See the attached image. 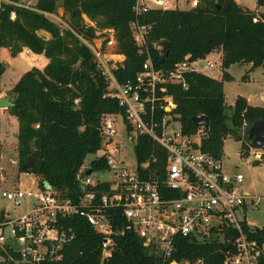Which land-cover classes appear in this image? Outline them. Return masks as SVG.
Returning <instances> with one entry per match:
<instances>
[{
  "label": "trees",
  "instance_id": "trees-1",
  "mask_svg": "<svg viewBox=\"0 0 264 264\" xmlns=\"http://www.w3.org/2000/svg\"><path fill=\"white\" fill-rule=\"evenodd\" d=\"M136 0H36L26 5L20 0L3 2L0 10V46L13 55L24 47L49 58L40 68L26 70L10 89L15 105L8 108L18 119L17 152L19 172H32L39 182L47 183L62 197L79 200L83 186L79 173L89 154H97L103 137L102 116L120 114L126 122L125 108L119 99L108 93L109 77L95 61L92 48L85 39L96 36L97 27H113L118 51L125 58L113 67L117 80L123 84L135 79L148 57L135 38V26L146 25V45L156 66L170 69L190 54L194 60L207 56L214 49L222 50V76L215 77L201 70L185 72L187 84L165 83L163 94L176 102L172 116L180 122L182 132L192 135L201 125L193 117L207 115L210 125L203 128L201 148L215 157H222L225 140L232 136L242 143L241 154L256 147L248 137L249 127L264 121V106L251 104L239 95L233 105L225 97L224 80L231 79L227 69L232 63H251L245 76L257 66L264 67V10L252 9L237 0H199L188 7L151 6L137 11ZM264 4V0H258ZM63 6L68 25L54 20L48 13H57ZM12 11L15 16L12 17ZM84 15L96 22H86ZM51 33L45 38L38 32ZM164 58V60H162ZM5 69L0 64L1 75ZM1 93V86H0ZM232 113H227V108ZM167 112L158 108L159 121ZM129 132L132 131L127 126ZM138 162L159 158L161 169L167 159L166 149L148 135H138L134 146ZM33 158L34 164H24ZM262 158L256 159L259 163ZM42 162L39 169L35 163ZM87 171L107 170L106 158L98 155L86 166ZM108 183L98 184L106 189ZM115 230L125 225L120 209H106ZM116 212V213H115ZM75 237L65 245L62 260L52 264H161L160 258L144 246L134 232L114 233L112 255L103 260V236L88 219L75 214L65 219ZM251 238L264 243V228L244 224ZM229 236L236 232L229 231ZM173 257L180 262L204 258L208 264H223L231 242L215 238L199 241L179 235ZM257 264H264V255Z\"/></svg>",
  "mask_w": 264,
  "mask_h": 264
},
{
  "label": "built area",
  "instance_id": "built-area-1",
  "mask_svg": "<svg viewBox=\"0 0 264 264\" xmlns=\"http://www.w3.org/2000/svg\"><path fill=\"white\" fill-rule=\"evenodd\" d=\"M7 1L0 0V10ZM189 2L192 7L199 0ZM175 3L176 0H136L135 8L141 11L151 6L175 7ZM11 16H15L14 11ZM104 30L107 31L104 39L93 37L85 42L92 48L97 66L108 75V93L117 97L125 108L126 122L123 120L132 131L127 130L120 136L117 120L121 115L102 116L103 142L96 155L106 158L108 169L105 171L110 177L95 180L92 172L83 166L78 175L83 193L77 201L62 197L51 187H43L41 182L35 189L32 186L27 190L4 189L2 196L16 206H21L24 200L29 203L28 209L19 216L13 217L4 211V219L0 217V263L52 264L62 260L65 245L75 237L74 230L64 221L79 214L103 236V260L112 255L114 233L124 235L131 231L160 258L161 264H208L204 258L184 262L174 258L179 235L199 241L218 238L231 242L223 264H257L264 255V243L248 236L244 224L256 226L246 215L250 204L259 206L260 198L244 192L241 172L227 171L222 158L202 150L204 126L192 135L182 132L180 122L171 114L176 102L163 94L165 83L182 82L186 86V71H204L199 65L209 67L215 62L208 55L190 60L187 54L173 68L158 67L146 45L147 26L136 25L135 38L148 57L135 79L121 84L113 72L118 61L109 66L103 50L104 46L116 45L115 29ZM158 108L167 112L161 121L155 118ZM175 123L180 129L174 128ZM138 135H148L166 149L163 169L157 156L140 163L135 154V165L127 164L122 154L123 139L134 148ZM262 154L263 149L261 158ZM104 182L108 186L101 190L98 184ZM106 209L117 213L120 209L125 218L124 227L115 230ZM230 230L236 232L235 237L228 235Z\"/></svg>",
  "mask_w": 264,
  "mask_h": 264
},
{
  "label": "rangeland",
  "instance_id": "rangeland-1",
  "mask_svg": "<svg viewBox=\"0 0 264 264\" xmlns=\"http://www.w3.org/2000/svg\"><path fill=\"white\" fill-rule=\"evenodd\" d=\"M175 1V0H174ZM21 3L30 5L35 4V0H20ZM247 3L253 2L246 0ZM253 4L257 6L256 1ZM179 7H188L189 0H176L175 3ZM264 10V4L260 7ZM56 19L57 16H54ZM67 20V16H65ZM86 22L96 25L92 19L85 18ZM64 25H66L62 20ZM106 27H97L95 39H104L107 36ZM115 34V33H114ZM116 36V35H115ZM105 59L107 64L112 66L113 62L120 61L125 58L123 53H118L117 38L116 45L104 46ZM118 51V52H117ZM219 49H214L208 54L215 64L209 67L199 65L204 72L215 77L222 76V54ZM115 53V55H114ZM45 53L29 52L27 47H24L19 53L13 55L8 47L0 46V64L5 65V69L1 75V87H12L22 76V74L33 66L43 68L47 63ZM250 63L235 62L227 69L232 74L231 79L224 80V90L226 102L228 105H233L239 95L245 96L253 104H264V67L257 66L250 70V75L245 76L246 71L250 68ZM3 109V108H0ZM227 113L231 114L232 109L227 108ZM117 127L120 136H123L126 131V125L123 118L120 116L117 120ZM19 124L17 117L10 111L0 113V145L6 147L7 153L4 155L0 151V215L2 211L7 212L10 216L16 217L21 215L28 209V201L24 200L21 206H16L13 201L2 196L4 189H15L19 187L22 190H27L31 186L35 189L38 186V177L32 172H19L18 170V152H17V136ZM174 128L180 129V125L175 123ZM119 136V137H120ZM122 137H120L121 139ZM125 143L122 148L123 157L127 159L128 165H135V152L133 144L123 139ZM242 143L240 140L229 136L223 146L222 162L225 169L228 171H238L244 175V180L241 187L249 192L252 197L260 198L258 207H252L251 204L247 210V220L253 224L264 228V161L256 163L255 160L261 158V148L251 147L247 155L241 154ZM1 148V146H0ZM1 150V149H0ZM95 154H89L85 159V166H90L91 161L95 158ZM260 160V159H259ZM95 180L109 178L110 173L105 170H95L92 172Z\"/></svg>",
  "mask_w": 264,
  "mask_h": 264
},
{
  "label": "water",
  "instance_id": "water-1",
  "mask_svg": "<svg viewBox=\"0 0 264 264\" xmlns=\"http://www.w3.org/2000/svg\"><path fill=\"white\" fill-rule=\"evenodd\" d=\"M162 60H164V58H162ZM14 105L15 103L11 99L10 96L0 97V108H10V107H13ZM193 120L197 125H201L204 127H208L210 125V118L207 115L194 116ZM248 137L251 139V141L256 147L264 150V121L263 120H257L254 124H252L249 127ZM33 164H34V161H33V158L31 157L24 164V166L31 167ZM42 165H43L42 162L35 163V166H37L39 169L42 168ZM42 186L50 188V186L45 182L42 183ZM1 219H4V211H2Z\"/></svg>",
  "mask_w": 264,
  "mask_h": 264
},
{
  "label": "crops",
  "instance_id": "crops-1",
  "mask_svg": "<svg viewBox=\"0 0 264 264\" xmlns=\"http://www.w3.org/2000/svg\"><path fill=\"white\" fill-rule=\"evenodd\" d=\"M240 4H242V5H245V6H248V7H250V8H252V9H256V10H260V11H262L261 9H260V7H261V5H259V4H256L257 6H254L253 4H250V3H255L254 1H256V3H258V0H249V1H253V2H250V3H247L246 2V0H237ZM35 2H36V0H35ZM26 5H30L29 3H27ZM54 20H57V21H59V20H62L66 25H68V22H67V20L65 19V15H64V8H63V6H60L59 8H58V12L57 13H48ZM58 15V18L59 19H56L54 16H57ZM84 17L85 18H88L89 19V17L88 16H86V15H84ZM38 32L41 34V35H43L45 38H50L51 37V33L49 32V31H47L46 29H44V28H40V29H38ZM28 48V47H27ZM28 51L29 52H31L32 50L30 49V48H28ZM219 52H221V54H222V50L220 49V51ZM42 53H44V52H42ZM211 53V52H210ZM124 55V54H123ZM124 57H125V55H124ZM48 58V57H47ZM122 59H124V58H122ZM122 59H120V60H122ZM48 60H49V58H48ZM48 60H47V62H48ZM47 64V63H46ZM250 65H251V63H250ZM254 69V68H253ZM250 77H251V75H250ZM14 86V85H13ZM12 86V87H13ZM12 87H1V93H0V97H6V96H10L11 97V99L13 100V97H12V95L10 94V89L12 88ZM247 98V97H246ZM248 99V98H247ZM248 101H249V99H248ZM250 102V101H249ZM251 103V102H250ZM251 104H253V103H251ZM253 105H261V106H264V104H253ZM6 111H9L8 110V108H3V109H0V113H4V112H6ZM17 133H18V131H17ZM17 133H16V136H17ZM1 146V154L2 155H4L5 153H7V149H6V147H3L2 145H0ZM228 171V170H227ZM230 172H235V171H230ZM238 172V171H237ZM244 190V189H243ZM244 192H246V193H248L249 194V192H247V191H245L244 190ZM1 214H2V212H1ZM0 217H1V215H0ZM250 222V221H249ZM251 224H253L252 222H250ZM255 225V224H254ZM257 226V225H256ZM260 227V226H259ZM261 228H263V227H261Z\"/></svg>",
  "mask_w": 264,
  "mask_h": 264
}]
</instances>
